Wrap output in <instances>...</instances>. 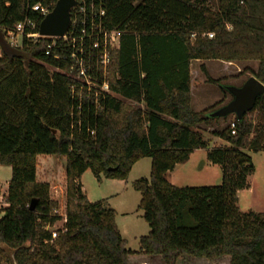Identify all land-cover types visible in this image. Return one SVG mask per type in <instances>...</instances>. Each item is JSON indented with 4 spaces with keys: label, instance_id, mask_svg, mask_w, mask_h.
Here are the masks:
<instances>
[{
    "label": "trees",
    "instance_id": "obj_1",
    "mask_svg": "<svg viewBox=\"0 0 264 264\" xmlns=\"http://www.w3.org/2000/svg\"><path fill=\"white\" fill-rule=\"evenodd\" d=\"M37 2L57 0L29 5ZM102 9L105 30L121 36L105 75L111 95L94 103L82 92L78 100L73 63L54 57L68 56L69 46L58 44L47 57L48 39L23 37L19 48L4 43V32L28 19L37 33L42 19L26 0H0V166L11 171L0 264H129L135 254L114 210L105 201L88 202L79 179L89 170L97 181H124L143 158L150 159L149 178L132 184L149 228L138 239L140 254L161 264L182 257L264 264V213L241 212L237 198L254 174L245 152H264V96L231 122L233 130L229 123L212 131L228 148H210L196 129L215 122L210 114L222 103L194 112L190 93L194 61L256 62L252 77L264 86V0H215L213 8L205 0H102ZM201 71L207 83H218ZM196 150L220 168V186L170 185L165 175ZM39 155L65 159V223L54 240L45 229L60 220L53 214L58 204L49 184L36 179Z\"/></svg>",
    "mask_w": 264,
    "mask_h": 264
},
{
    "label": "rangeland",
    "instance_id": "obj_2",
    "mask_svg": "<svg viewBox=\"0 0 264 264\" xmlns=\"http://www.w3.org/2000/svg\"><path fill=\"white\" fill-rule=\"evenodd\" d=\"M207 5L214 7L215 0H205ZM3 41L8 45L5 36ZM18 41V39H17ZM19 46V44H17ZM8 47H10L8 45ZM14 48V47H10ZM204 66L208 77L217 84L207 83L205 74L201 71ZM256 62H219L198 61L191 62V108L194 112L211 109L221 102L216 110L228 104L230 95L225 91L227 87H241L256 71ZM50 71H52L50 69ZM235 120L233 115L226 118H216L209 127L199 126L194 131L199 132L207 140L210 148H228L229 145L211 136L212 131H220ZM250 158L254 174L248 179V189L237 194L238 208L241 212L264 213V152L256 154L245 152ZM208 164V166H206ZM208 167V168H207ZM65 159L59 156H37L36 179L46 182L50 186V197L58 204L59 214L65 213ZM150 174V159H139L132 166L126 180L97 181L89 170L85 171L79 184L81 191L90 203L105 201L108 208L114 210L116 225L121 237L126 241L128 251L135 254L129 264H161L159 257L142 258L139 252L138 239L148 234L149 228L142 219V212L138 210L140 195L132 189V184L140 179H148ZM11 177L9 167L0 166V218L5 204L4 191ZM169 181L178 188L218 187L221 184V170L206 160V151L198 150L193 154L187 166L178 167L167 176ZM61 222L56 226L60 227ZM139 253V254H138ZM142 255V256H141ZM134 256V255H132ZM228 257L214 262L202 259L182 257L177 264H228Z\"/></svg>",
    "mask_w": 264,
    "mask_h": 264
},
{
    "label": "built area",
    "instance_id": "obj_3",
    "mask_svg": "<svg viewBox=\"0 0 264 264\" xmlns=\"http://www.w3.org/2000/svg\"><path fill=\"white\" fill-rule=\"evenodd\" d=\"M29 1L26 0L27 9L36 13V19L46 17L55 6L54 2H50L45 6L40 2L29 5ZM75 2L76 7L70 13L68 31L63 37H40L38 32L34 33L36 27L35 22L28 19L17 24L13 31L4 32V36L8 45L14 48L21 47L23 37L32 43H36L40 39H48L51 43L50 50L45 52V56L47 57L52 55L51 49H55L58 44L62 47L69 46L71 52L68 56L54 57L61 61L69 60L73 63L69 67V73L75 72L74 79L78 84L76 87H78L80 93L78 100H82V92L85 100H93L96 103L99 98L111 95L105 75L110 64L111 53L119 49L121 33L118 30H105L103 25L104 12L102 9V0H75ZM207 37L211 39L212 35L209 34ZM99 70L101 71L100 77L97 76ZM54 71L62 74L65 73L64 70ZM74 96L75 86L72 88V97ZM230 128L232 130L234 129V123L230 124ZM231 133L232 135L234 134L233 132ZM3 206L7 205L4 204ZM53 214L59 216L60 220L45 230L51 234V239L54 240L57 238L59 232H63L65 213L59 214L56 210ZM59 222L62 225L57 227L56 224Z\"/></svg>",
    "mask_w": 264,
    "mask_h": 264
},
{
    "label": "water",
    "instance_id": "obj_4",
    "mask_svg": "<svg viewBox=\"0 0 264 264\" xmlns=\"http://www.w3.org/2000/svg\"><path fill=\"white\" fill-rule=\"evenodd\" d=\"M76 7L75 0H57L52 11L44 17L38 27L40 37H63L70 25L71 10ZM225 91L230 95L228 104L210 114L211 119L226 118L233 115L236 121L249 113L255 101L264 96V86L254 77H250L241 87H227ZM35 201H32L29 210L32 211Z\"/></svg>",
    "mask_w": 264,
    "mask_h": 264
},
{
    "label": "crops",
    "instance_id": "obj_5",
    "mask_svg": "<svg viewBox=\"0 0 264 264\" xmlns=\"http://www.w3.org/2000/svg\"><path fill=\"white\" fill-rule=\"evenodd\" d=\"M194 62H198V61H194ZM191 66V65H190ZM191 90H192V88H190V93H191ZM191 99H192V93H191ZM198 150H196V151H194L191 155H190V157H189V160L185 163V164H183V165H179V166H176L175 167V169L174 170H176L178 167H183V166H187V164L191 161V158L193 157V154L195 153V152H197ZM206 166H208V164L206 165ZM208 168V167H207ZM173 170V171H174ZM172 171V172H173ZM172 172H169V173H167L166 175H165V180L170 184V185H172V186H175L172 182H170L169 181V178L167 177V176H170L171 174H172ZM40 182H42V181H40ZM7 185H8V182H7ZM175 187H177V186H175ZM6 191H7V188L5 189V191H4V195H5V193H6ZM244 191V190H243ZM240 192H238V194H239ZM142 256V255H141ZM133 258H135V255L134 256H130L129 258H128V263H129V260H131V259H133ZM142 258H147V259H149V258H151L150 256H143ZM228 263H229V261H228Z\"/></svg>",
    "mask_w": 264,
    "mask_h": 264
}]
</instances>
